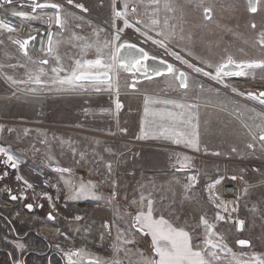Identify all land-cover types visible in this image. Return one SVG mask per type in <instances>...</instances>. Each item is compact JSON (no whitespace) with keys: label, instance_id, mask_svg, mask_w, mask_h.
Listing matches in <instances>:
<instances>
[{"label":"rangeland","instance_id":"374dc122","mask_svg":"<svg viewBox=\"0 0 264 264\" xmlns=\"http://www.w3.org/2000/svg\"><path fill=\"white\" fill-rule=\"evenodd\" d=\"M259 8L257 13H251L247 0H239V17L236 20L240 23V50L234 57L238 61L264 55V50L256 43L260 32L264 31L261 27L264 25V0ZM64 12L72 14L68 21L73 22V10L64 6ZM253 22L257 25L256 29L250 27ZM108 26L111 29L110 21ZM161 30L169 32L168 26L161 23L155 31L148 33L154 34ZM97 32L94 31L93 38L86 40L91 43L100 40ZM175 33L170 42L173 44L174 41L182 52L198 54H192L195 60L196 57L211 60L224 53L218 36L213 31L202 30L198 19L196 24L187 21L186 24L176 26ZM181 36L184 38L181 39ZM84 53L87 56L78 59H94L97 55L90 54L95 53L93 49ZM225 55L228 54L217 56L213 63ZM76 59L71 60L69 66L68 62H64L65 68L69 69ZM189 74L191 80H194L192 86L198 85L200 82L195 81H199L201 76H195L192 72ZM174 79L165 74L138 83L136 89L131 90L128 86L131 84V74L121 71L118 99L123 107L118 110L113 101L114 88L113 91H108L105 86L100 92H72L57 91L54 86L53 93L62 96L51 97V101L46 103V110H39L41 113L46 111L45 117L34 119L26 115L30 107H15L6 116L2 115L0 144L8 147L19 165L21 175L33 185L29 188L27 183H23L22 194L27 189L33 191L32 188H37L42 195L46 192L53 194L52 198L59 196L64 202L66 218L55 217L53 221L46 218L48 222H36L20 208L16 210L21 212V216H13L15 211L11 205L4 204L6 201L9 203V199L2 197L1 187L0 208L7 210L13 220L22 221L27 227L39 232V235L46 236L51 243L84 249L93 257L113 258L112 246L116 243V235L123 232L124 239L131 243L125 246L128 256L125 257L124 251H121L119 258L124 264H135L141 253L148 259L154 256L151 235L129 227L136 212L142 207L140 195L147 196L150 192L154 201V215H163L174 225L193 232V244L200 245L205 237L200 217L204 215L214 221L217 211L206 197V184L227 172L243 177L238 218L243 219L245 225L243 231H238L237 216H233L231 220L216 221L217 231L224 243L238 254H264V150L260 148L259 142L255 149L247 147L252 140L245 127L261 123L255 119V114L264 111V106L249 100L247 93L253 92L256 87L264 89V70L256 69L246 77L226 78L227 87L206 77L207 106L196 109L200 125L199 150L161 137L157 130L161 121L145 113L146 107L150 112L164 108L180 111L174 105L154 103L158 100L193 104L179 100L182 96L171 85ZM221 85L223 92L220 94L216 91L221 89ZM233 88L237 91L232 92ZM26 98L29 100L31 97ZM32 109V113L36 111ZM181 156L191 158L190 171L177 172L176 169L180 168L177 159ZM109 162L112 165L111 172L107 168ZM59 168H69L71 172L57 171ZM19 169L16 168L18 173ZM192 175L197 177L198 182L187 193L191 198H186L185 185L190 183ZM67 182L73 186L91 184L94 186L91 189L94 194L71 199L72 192ZM244 189H247L246 194ZM31 196L37 200L35 205L48 202L44 200L46 197L36 195L34 191ZM51 207H47L46 212L54 214V208ZM106 222L111 226L110 234L104 227ZM63 233H67L69 238L66 239ZM239 239L250 240V246H238ZM7 242L13 243L15 249L20 250L17 245L21 244V240ZM52 251L60 254L54 246ZM63 259L67 264V258ZM85 261L87 258L82 264H86Z\"/></svg>","mask_w":264,"mask_h":264},{"label":"snow or ice","instance_id":"6c2138e0","mask_svg":"<svg viewBox=\"0 0 264 264\" xmlns=\"http://www.w3.org/2000/svg\"><path fill=\"white\" fill-rule=\"evenodd\" d=\"M4 3L9 5L12 4L13 0H3ZM123 7L117 8V0H112V10L114 21L112 28L114 31L109 35L106 40H94L89 43L84 37L72 34L71 40L82 41L81 52L84 53L88 49L95 47L96 58L94 59H76L73 65L69 69H64L60 64V56L58 53V46L61 40L57 33L52 31L47 32V43L44 44L41 41V52H46L48 56H55L57 67L51 68V72L54 74L52 79H42L46 77L44 65H48V59H43L39 61H32L36 65L34 70H29L27 73L26 80H13L12 76H6V79L12 83L18 84H33L38 87L28 88L27 91L35 93L40 88L46 86H55L57 91H95L100 92L107 87L108 91H113V84L118 79L119 73L121 71L130 72L134 74V81L128 86L131 89L136 88L135 79L139 77H144L146 79H151L156 76H163L165 74L171 75L178 82L180 89L185 91L189 88L188 73L176 68L173 64L168 63L167 60H162L159 63L163 67L151 66L149 65L150 60H156L157 57L150 56L149 53L138 44L131 43L127 39H122L125 28H134L137 32L141 31V28H145L146 31L142 33L145 36L146 41L150 40L153 44L158 45L161 48L167 50V42L173 39L176 35L175 29L171 28L168 33L163 30L156 32V37L148 35V31H155V28L160 25L161 21L156 18L150 19L149 22L136 19L131 21L129 19V14H136L139 16L136 3H132L131 0H122ZM138 3L143 4V0H137ZM262 0H247L248 10L251 13H257L260 8ZM67 5L74 6L76 9H83L87 12L88 9L84 7L82 3H75L74 0H66ZM148 7L152 8V16L155 17L161 10L165 13L164 25L168 26V14L174 13L176 7L172 3V0H148ZM198 7L202 9V14L204 19L211 21L213 19V6L205 3V0H198ZM28 7L31 11H12L8 15L13 18H19L21 23L38 21L44 19L51 28L52 25L59 27L61 32L66 28L69 16L71 13L64 12L63 3H53L39 2V0H30ZM51 9V14L45 10ZM39 10V12H38ZM116 19L123 20V27H117L115 24ZM139 25V27H137ZM252 29H256L257 25L255 22L250 24ZM264 28V25H261ZM0 29L6 30L9 33L16 32L18 30H23L18 28L16 25L12 24L10 21L0 18ZM98 36V33H96ZM181 39L184 37L181 36ZM12 40V37H9ZM36 41L35 35H29L24 39H15L13 43L17 45L20 51L28 56L29 45ZM3 41L0 40V44ZM257 45L264 50V31H261L259 38L256 41ZM175 55L177 59H181L178 53H171ZM191 55V54H189ZM197 60L203 65L202 67H197L194 64L189 63L188 60L181 59L183 64H187L189 68L193 69L195 73L201 74L203 77H207L218 84H223L227 87L225 83L228 77H246L249 76L254 70L261 69L264 70V55L244 59L237 61L231 55H225L221 57L217 62L213 63L208 59H201L196 57ZM18 65L10 64L3 65L0 64V72H2L5 67L14 69ZM24 67V65H19ZM66 72V74L61 77L60 73ZM202 87V86H201ZM51 91L52 87H48ZM115 91L119 92L116 88ZM233 92L237 89L233 88ZM241 95H245L241 93ZM247 98L252 101H256L257 104L264 106V91L257 93L249 92L247 93ZM156 104L163 105H174L180 111H172L167 108L157 109L155 111H149L145 108L146 115L154 117L156 120L161 121L158 127V132L161 137L165 139H172L175 144H184L191 148H196L199 150L200 143V131H199V117L196 113L198 106L196 104H177L173 100H162L154 101ZM122 104L119 99L116 101V109H120ZM187 109V111H184ZM255 112V110H252ZM255 119H259L261 123L254 124L253 127L248 128V133L251 137L252 143H249L247 147L249 149H255L257 147V142L262 150H264V111L255 114ZM255 128V132H253ZM0 131H3V126H0ZM11 131V129H9ZM126 131V130H125ZM145 136L148 135L147 132L144 133ZM74 151V149H73ZM235 151V149H233ZM0 152L7 155V159L4 161L6 165H10L12 169L17 168V162L12 155L8 154V150L5 148H0ZM219 155V153H216ZM83 155V154H81ZM177 163L181 169H188L192 167L191 158L188 156L178 157ZM108 171H112L111 162L107 164ZM57 171L63 173H70L69 168H59ZM6 175V173H5ZM224 176H220L215 179L207 187L211 192L215 189L216 185L220 184L224 180ZM231 180H236V176H231ZM243 179V177H240ZM190 183L185 185L186 198H191L187 196L188 191L192 186L197 183V177L192 175L190 178ZM69 183L70 190L72 192L71 199H79L84 195H93L91 189L94 187L91 184L80 183L79 186H73ZM29 188L32 187L31 184L27 185ZM243 192L246 194L247 189ZM47 195V194H46ZM151 193L149 192L147 196L141 194L139 197L140 203L142 205L141 209L136 212L133 223L130 224L132 230H138L142 234H150L154 247V256L148 259L142 253L139 254V258L135 261V264H264V254H257L255 252L249 254L245 252L236 253L224 243L223 237L217 231L216 221H225L233 219V214L237 213L238 208L235 201H223L220 203H215V193H212L209 197L217 209L214 217V221H210L206 216L202 215L200 217V225L205 237L200 245L193 244L194 233L186 230L185 227L174 225L169 219H166L163 215H154V201L151 198ZM218 198V197H216ZM10 199L15 201L17 199H27L26 195H11ZM48 199H51L49 196ZM239 199V198H237ZM136 203V201H133ZM38 207H43V205H37ZM25 207L28 210H32L34 205L29 203ZM227 214V215H225ZM48 220L53 221L56 218L49 213ZM238 229L242 230L245 221L239 219L236 221ZM104 227L111 232V226L106 222ZM66 239L69 237L67 233H63ZM116 243L113 244V258L105 259L100 256L93 257L91 253L86 252L84 249L70 250L64 253L67 258V264H82V262L87 258V264H124V262L119 258V253L124 251L125 257L128 256V252L125 250V246L130 244L131 241L124 239V233L118 232L116 235ZM250 240L239 239L237 244L241 247L249 246ZM18 248L24 249V244H18ZM75 257V258H74ZM14 264H23L22 260H17ZM131 264V262H130Z\"/></svg>","mask_w":264,"mask_h":264},{"label":"flooded vegetation","instance_id":"af4514ba","mask_svg":"<svg viewBox=\"0 0 264 264\" xmlns=\"http://www.w3.org/2000/svg\"><path fill=\"white\" fill-rule=\"evenodd\" d=\"M39 2H45V0H39ZM48 2L53 3H63L64 6H68L73 10V22L68 21L66 28L63 32L59 29L58 26L52 25L51 28L48 27V24L45 22L44 19H40L38 21L26 22L21 23L19 18H13L9 13L12 11H31V8L28 7L30 0H13L12 4L9 5L4 3L3 0H0V18L10 21L12 24L16 25L18 28L23 30H18L13 33H9L6 30L0 29V40L3 41L0 44V64L5 66L10 64L18 65L16 68L11 69L5 67V69L0 72V117L9 111H14L15 107H30L31 110H27L26 115L29 117H45L46 111L41 113L39 110H46V103L47 101H51V97L53 96H62L61 94H54L52 89L51 91L48 90V87L54 86H46L44 88H40L37 92L32 93L27 91L28 88L31 87H38L33 84H18L12 83L6 76H12L13 80H26L27 73L29 70H34L36 65L32 63V61H39L43 59H48V65H44L45 72L47 73L46 77H42V79H52L54 78V74L51 72V68L57 67V63L55 60V56H48L46 52H41V41L44 42L46 45L47 43V32L52 31L53 33H57L61 43L58 46V53L61 58L60 64L66 69V64L64 62H68L69 66L71 64V60L74 58H80L81 56H87L86 53L81 52L82 41H75L71 40L70 37L72 34H75L80 37L86 38H93L94 31L98 30V39L106 40L108 39L111 31L113 32L114 29H111L108 26V21L113 24L114 17H113V10H112V0H74L75 3H82L85 8L88 9L87 12H84L83 9H76L74 6L67 5L66 0H48ZM132 3H136L137 10L139 16L136 14H129V19L131 21H135L136 19H140L142 21H150L152 18L159 19L161 23H164L165 13L161 10L155 17L152 16V8L148 7V0H143V4L137 2V0H131ZM163 2V0H162ZM172 3L176 7V11L174 13L168 14V28L169 31L171 28L176 30V26L186 24L187 21L193 22L196 24L198 19L199 26L202 30H209V32H214V35H217L219 38V43L221 45V49L223 50V54H218L217 56H222L225 53L231 55L233 58L235 54L238 55L239 53V36H240V23L236 18H238L239 12V0H205V3L208 5L213 6V19L211 21H207L204 19L202 14V9L198 7V0H172ZM110 7V11H109ZM123 2L122 0H117V8H122ZM49 14H51V9L45 10ZM39 12V10H38ZM108 12V13H107ZM224 14H227L226 17H223ZM199 16V18H197ZM185 21V22H184ZM160 23V24H161ZM115 24L117 27H123V20L116 19ZM210 28H209V27ZM139 27V25H137ZM107 31H110L107 34ZM144 29H141V32H144ZM67 34H70L68 36ZM29 35H35L36 41L30 43L29 45V53L28 56H25L19 49L17 45L13 43L15 39H24L27 38ZM148 35H152L155 38V33H148ZM12 37V40L9 37ZM208 37H212L209 35ZM122 39H127L131 43L138 44L140 47H143L150 56L157 57L156 60H150L148 63L151 66H159L163 67L162 64L159 62L162 60H167L168 63L173 64L176 68L181 69L188 73V82L189 88L187 91L180 89L178 86V82L174 79L173 84H171L174 88H176V92L181 95L179 100L192 102L193 104L198 105L199 109L205 108L207 104L205 101L207 100V80L206 77L195 73L191 68L185 66L181 62H179L173 55L168 53L166 50L159 47L156 44H153L150 40L146 41L145 36L141 35L137 32L134 28H125ZM169 42V43H168ZM167 46H169L173 51L178 50L179 54H181L185 59L194 63L195 65L202 67L201 63H198L197 60L193 59L194 53L191 55L187 52H182L181 48H178L174 41L173 44L168 41ZM91 43V42H89ZM174 45V46H172ZM95 53H90L91 55L96 54L95 47L91 48ZM91 49H88L91 51ZM198 55V54H194ZM236 55V56H237ZM90 56V55H88ZM216 56V57H217ZM216 57H213L211 61L215 60ZM235 59V58H234ZM238 61V59H236ZM19 65H24V67H20ZM67 70V69H66ZM192 72L195 76H201L199 78L200 82L196 86H192L194 84V80H191V75L189 74ZM66 72H61L60 76L63 77V74ZM131 74V83L134 81V74ZM156 76L152 77L151 79L155 78ZM119 78V77H118ZM146 79L144 77H139L135 79V83L144 82ZM161 82V81H159ZM118 84V80H117ZM218 84V83H217ZM202 86V87H201ZM131 89V88H130ZM136 89V88H135ZM134 90V89H131ZM264 91V89L257 88L253 90L255 93H259ZM216 92H223L222 85L221 89L217 90ZM233 92V91H232ZM26 96L31 97L29 100ZM219 96V95H218ZM171 98V97H170ZM176 99V98H173ZM217 101V100H216ZM121 103V102H120ZM17 104V105H15ZM122 104V103H121ZM7 105L9 107H7ZM34 108L35 112H31ZM123 107V104H122ZM121 107V108H122ZM25 122V121H24ZM28 123V122H25ZM1 134V131H0Z\"/></svg>","mask_w":264,"mask_h":264},{"label":"trees","instance_id":"16d2710c","mask_svg":"<svg viewBox=\"0 0 264 264\" xmlns=\"http://www.w3.org/2000/svg\"><path fill=\"white\" fill-rule=\"evenodd\" d=\"M21 240L25 245L19 251L13 243ZM5 249H4V248ZM0 264H14L18 256L24 264H65L60 256L52 251L50 241L36 233L27 225L13 220L11 214L0 208Z\"/></svg>","mask_w":264,"mask_h":264},{"label":"crops","instance_id":"0c3cea01","mask_svg":"<svg viewBox=\"0 0 264 264\" xmlns=\"http://www.w3.org/2000/svg\"><path fill=\"white\" fill-rule=\"evenodd\" d=\"M6 159H7L6 154H4L3 152H0V187L2 188V191H1L2 197H4V199H9V203H6V202H8V201H6L4 204L11 205L13 207V211H15V212L10 211V212H13V216H15L14 214H16V216H19V217L21 216V212L19 210H16L17 208H20L21 210L23 209V211L26 213L27 217L32 216L33 221H36V222H41V221L48 222L45 219L48 217V214L51 213V212L47 213L46 212V208L47 207L50 208L52 206L54 208V214H52V213L51 214L54 217H57V218H60V219L66 218V211H65V208H63V204H62L63 201L60 199L59 196L56 197L57 195H55L54 198H52L51 196H53V194H51V193L49 194V193L45 192V195H42L41 192H38L40 190H37V188H32V190L35 192L36 195H39V196H42V197L44 196V197H46L44 200L48 201L47 203L45 202V203L38 204V205H43V207H38L37 204L36 205L34 204V202L37 201V200H34L32 198V196H31L33 191L27 189L26 192L24 194H22V191H23V188H24L23 187V183L24 182L27 183V184H29V183H28L27 179L23 178V176L20 173V170H19V173H18L17 170L16 169H12L10 167V165H6L5 163H3ZM5 173H6V175H5ZM21 194L22 195H26L27 199H17L15 201L10 199L11 195L21 196ZM49 196L51 197V199H48ZM29 203L34 205V208L32 210H28L25 207V205L29 204ZM20 223L25 224L22 221ZM44 229H47V228H44ZM35 232H37V231L35 230ZM37 233H39V232H37ZM42 237L47 239V237L44 236V235H42ZM51 245H52V248H53L54 244L51 243ZM153 253H154V249H153ZM58 255L64 261L63 256L61 254H58ZM17 260H22L23 264L25 263L24 262V258L22 256H18L15 261H17ZM85 263L87 264V261H85Z\"/></svg>","mask_w":264,"mask_h":264},{"label":"built area","instance_id":"2783aa9c","mask_svg":"<svg viewBox=\"0 0 264 264\" xmlns=\"http://www.w3.org/2000/svg\"><path fill=\"white\" fill-rule=\"evenodd\" d=\"M17 168L19 169V165H17ZM220 176H224L225 179L221 181L220 184L216 185L215 189H212L211 192L208 189V185L210 183H212L213 180H211L210 182H208L206 184L205 187V193H206V197L208 199V201L213 204L215 206V203H220L221 200L223 201H235L238 210H239V201L241 199V194H242V180L240 179V176L235 175V174H228L227 172H225V174L223 175H219ZM231 176H236L237 179L236 180H231L230 177ZM219 177H217L216 179H218ZM212 193H215V196H213V199H215V203L212 202V200L209 199L210 195ZM218 197V198H216ZM239 198V199H237ZM233 216H237V220H239L238 218V211L237 213H234ZM55 247L56 250L59 251V253L63 256L66 257L64 255L65 252L70 251V250H75L76 248L73 247H69L68 245H60V244H54L53 245ZM53 249V248H52ZM75 258V257H74Z\"/></svg>","mask_w":264,"mask_h":264},{"label":"bare ground","instance_id":"6f19581e","mask_svg":"<svg viewBox=\"0 0 264 264\" xmlns=\"http://www.w3.org/2000/svg\"><path fill=\"white\" fill-rule=\"evenodd\" d=\"M142 29V28H141ZM141 35H142V33L143 32H139ZM144 36V35H143ZM155 38V37H154ZM162 49V48H161ZM164 49V48H163ZM165 50V49H164ZM168 53H173V52H175V53H178V52H176L175 50L173 51L169 46H167V50H166ZM179 54V53H178ZM174 56V58H176V56L175 55H173ZM179 56L181 57V59H183V60H187V59H185L181 54H179ZM177 59V58H176ZM181 59H177L179 62H181ZM182 63V62H181ZM189 63H191V64H194V63H192V62H190L189 61ZM183 64V63H182ZM185 66H187L188 67V65L187 64H184ZM195 65V64H194ZM195 66H197V65H195ZM197 67H199V66H197ZM193 70V69H192ZM194 71V70H193ZM201 75V74H200ZM233 77H235V76H233ZM228 78H230V77H228ZM118 80V79H117ZM117 80L114 82V84H113V88H114V103H115V105H116V101H117V99H118V94H117V92L115 91V89L116 88H118V84H117ZM226 83V82H225ZM223 85V84H222ZM224 86V85H223ZM228 86V85H227ZM230 88V87H229ZM241 94V93H240ZM110 135V134H109ZM137 145H141V144H137ZM0 148H5V149H7L8 147H6V146H3L2 144H0ZM8 150V149H7ZM5 154V153H4ZM8 154L9 155H12L11 154V151H9L8 150ZM6 157H7V155H6ZM13 157H14V155H13ZM4 163V162H3ZM21 168V167H20ZM20 170V169H19ZM11 173V172H10ZM25 183V182H24ZM22 186V185H21ZM8 189V188H7ZM49 195V194H48Z\"/></svg>","mask_w":264,"mask_h":264},{"label":"water","instance_id":"95a60500","mask_svg":"<svg viewBox=\"0 0 264 264\" xmlns=\"http://www.w3.org/2000/svg\"><path fill=\"white\" fill-rule=\"evenodd\" d=\"M149 65H151V64H149ZM191 169V168H190ZM190 169L188 168V169H181V168H177L176 170H177V172H188V171H190ZM238 231H243V229L242 230H240V229H238ZM251 244V243H250ZM239 246V245H238ZM250 246V245H249ZM249 246H244V247H249ZM241 247V246H240Z\"/></svg>","mask_w":264,"mask_h":264}]
</instances>
